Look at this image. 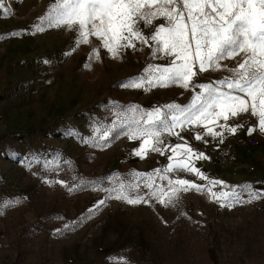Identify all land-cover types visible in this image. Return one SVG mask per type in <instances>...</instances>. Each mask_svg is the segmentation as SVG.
I'll return each mask as SVG.
<instances>
[{
	"label": "rangeland",
	"instance_id": "1",
	"mask_svg": "<svg viewBox=\"0 0 264 264\" xmlns=\"http://www.w3.org/2000/svg\"><path fill=\"white\" fill-rule=\"evenodd\" d=\"M51 3L0 0V264H264L262 183L235 188L215 165L196 159L206 179L177 169L167 179L157 176L150 190L144 177L132 175L173 163L170 147L178 141L164 134L169 150L163 155L136 156L142 141L121 127L131 117L127 109L183 107L199 89L123 87L149 65L167 66L168 58L153 57V46L137 41L113 59L95 37L77 46L67 27L45 24L35 31ZM161 23L138 27L148 36ZM94 48L99 59L90 58ZM241 59L223 61L224 68L200 74L196 83L231 78L229 69ZM189 125L180 133L191 131ZM178 179L204 191L180 192L167 207L149 196ZM121 183L130 198L147 202L115 199ZM209 187L217 194L235 191L242 203L221 207ZM250 192L262 195L249 203ZM40 218L41 227L29 228Z\"/></svg>",
	"mask_w": 264,
	"mask_h": 264
},
{
	"label": "snow or ice",
	"instance_id": "2",
	"mask_svg": "<svg viewBox=\"0 0 264 264\" xmlns=\"http://www.w3.org/2000/svg\"><path fill=\"white\" fill-rule=\"evenodd\" d=\"M162 20L145 36L138 27L143 21L145 26ZM48 27H67L77 34L76 45L90 43V37L101 42L113 59L119 57L125 48H135L136 42L153 46L152 56L162 53L168 58L167 66L149 65L144 74L124 83L123 87L148 88L178 86L185 90L200 91L186 106L165 105L163 109L142 111L138 106L127 109L131 113L121 127L126 129L129 139H140V147L134 154L144 158L149 152L161 155L169 146H163L164 134L179 135L177 128L186 125L202 126L205 135L221 137L217 127L235 134L240 127L228 125L230 119L250 113L256 117L257 126L249 128L264 133V0H52L46 14L34 25L35 31ZM19 35V33H13ZM242 57L235 68L229 69L231 78L225 77L214 83H196V78L210 70L225 67L223 61ZM99 59V51L93 49L90 58ZM224 123H220V121ZM115 128V125L113 126ZM111 129L106 130L101 139L107 140ZM203 139L200 134L195 137ZM163 146V147H162ZM173 163L156 169L153 173H132L136 178L144 177L145 187L153 188L155 178L167 179V174L177 169L188 171L200 179H206L193 164V160L207 159L203 153H197L189 146L170 147ZM164 173L161 176V173ZM62 183V182H61ZM210 181L211 186L222 184ZM128 188L135 190L137 184ZM190 189L203 192L204 189L185 179L169 181L168 190L157 188L149 196L167 207L179 198L180 192ZM115 199L129 204L146 203L143 196L130 198L121 183L114 188ZM209 195L221 207L231 208L234 200L242 203L239 193H214L211 187ZM262 194L250 192L251 202ZM104 201H100L103 204ZM127 264V262H123Z\"/></svg>",
	"mask_w": 264,
	"mask_h": 264
},
{
	"label": "crops",
	"instance_id": "3",
	"mask_svg": "<svg viewBox=\"0 0 264 264\" xmlns=\"http://www.w3.org/2000/svg\"><path fill=\"white\" fill-rule=\"evenodd\" d=\"M200 90L197 91V93ZM191 101L187 102V105ZM156 108L162 109V104H158ZM155 109V108H153ZM152 109V110H153ZM220 123H224V121H220ZM228 125L231 127H236L239 125L238 131L235 134H231L227 132L225 129L217 127L215 130L217 132H223V137L221 142V137H212L210 135H205L206 129L202 126H196L195 130L187 131L185 135L181 134L179 128L175 129V132L179 133V135H173L175 139L178 141V145H187L193 149V151L197 153L199 152L198 148L204 146L208 148L210 151H216L218 149L224 148L226 146L234 145L237 147L236 153L237 157L244 160L250 158L256 164L257 171L254 174L242 173L241 176L236 178L227 177L224 175L220 169L219 171L224 175V177L229 179L231 185L236 187H250L257 185V183H262L264 185V133L257 131H253L251 135L248 133L249 128H255L257 126L256 117L251 116L250 113L243 114L237 118L230 119ZM193 127V126H192ZM197 134H200L203 139L197 140L195 137ZM246 137L255 138L259 141V143L249 149L248 153L244 148L240 147V142L244 140ZM200 162H207L206 159H199ZM205 162V163H206ZM236 184L238 186H236ZM261 185V184H258Z\"/></svg>",
	"mask_w": 264,
	"mask_h": 264
},
{
	"label": "built area",
	"instance_id": "4",
	"mask_svg": "<svg viewBox=\"0 0 264 264\" xmlns=\"http://www.w3.org/2000/svg\"><path fill=\"white\" fill-rule=\"evenodd\" d=\"M192 125L189 129L192 130ZM258 140L255 138H248L244 142V150L248 153L249 149L255 147ZM199 152L207 157V162L217 166L220 171L227 177L236 178L242 173L254 174L257 171L256 164L250 158L242 160L237 157L236 149L233 146H226L216 151H210L208 148L201 146L198 148Z\"/></svg>",
	"mask_w": 264,
	"mask_h": 264
},
{
	"label": "trees",
	"instance_id": "5",
	"mask_svg": "<svg viewBox=\"0 0 264 264\" xmlns=\"http://www.w3.org/2000/svg\"><path fill=\"white\" fill-rule=\"evenodd\" d=\"M121 83H122V80H119V81L116 83L115 89H118L117 86H118V84H121ZM115 135H116V133L113 132V133L111 134V136L109 137V139H113V138H115ZM42 220H43V218L38 219V220L35 221V222H34L29 228H35V227L39 228V227H41V222H42Z\"/></svg>",
	"mask_w": 264,
	"mask_h": 264
}]
</instances>
